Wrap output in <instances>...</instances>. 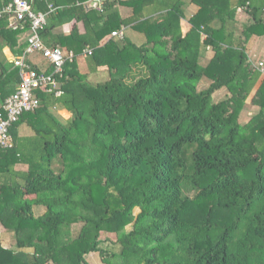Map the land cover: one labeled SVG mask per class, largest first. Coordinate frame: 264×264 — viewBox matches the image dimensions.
Returning <instances> with one entry per match:
<instances>
[{
    "label": "trees",
    "instance_id": "16d2710c",
    "mask_svg": "<svg viewBox=\"0 0 264 264\" xmlns=\"http://www.w3.org/2000/svg\"><path fill=\"white\" fill-rule=\"evenodd\" d=\"M53 1L31 2L45 12ZM193 1L199 9L186 32L181 0H103L99 14L86 11L85 0L66 8L86 32L64 46L72 43L76 54L91 48L88 70L106 65L109 78L91 85L75 62L66 63L62 94L37 93L38 108L23 114L35 117L14 124L24 118L34 133L17 136L12 128L14 147L0 149V223L17 248L0 246V264H86V254H106L102 227L118 233L127 224L116 241L121 264H264V117L246 132L238 107L210 102L238 82L245 99L260 78L247 65L245 42L264 34V0ZM117 4L131 14L120 18ZM238 7L252 23L239 24ZM7 19L0 18V38L15 44L19 27ZM122 27L136 36L100 44ZM52 28L39 32L47 47L61 44L48 41ZM203 46L215 49L206 67L198 63ZM205 76L210 83L198 89ZM19 81L18 69L0 58V108ZM258 96L262 113L264 81ZM51 107L71 116L54 117ZM20 162L27 170L15 168ZM246 169L249 175L240 173ZM79 222L73 242L59 246Z\"/></svg>",
    "mask_w": 264,
    "mask_h": 264
},
{
    "label": "built area",
    "instance_id": "2783aa9c",
    "mask_svg": "<svg viewBox=\"0 0 264 264\" xmlns=\"http://www.w3.org/2000/svg\"><path fill=\"white\" fill-rule=\"evenodd\" d=\"M100 3H92L93 7L101 8ZM241 8L238 7L239 11ZM55 10L52 3L48 2L47 11L36 10L30 0H9L0 9V18L8 15L7 26L13 29L27 25L29 34L26 37V46L22 53L12 58L13 66L18 69L20 81L17 89L10 94L0 108V149L14 147L12 128L19 118L26 112H33L39 106L40 99L37 93L62 94L60 78L66 63L73 61L76 54L72 51L65 52L59 47H47L41 37L40 30L46 25V16ZM111 37H123V27L112 31ZM92 50L86 47L80 56L91 54ZM31 54H37L46 60L49 70L33 69L29 60ZM262 63H259L261 68Z\"/></svg>",
    "mask_w": 264,
    "mask_h": 264
},
{
    "label": "crops",
    "instance_id": "0c3cea01",
    "mask_svg": "<svg viewBox=\"0 0 264 264\" xmlns=\"http://www.w3.org/2000/svg\"><path fill=\"white\" fill-rule=\"evenodd\" d=\"M4 1L5 0H0V4H3ZM102 1L103 0H85L84 5H85L86 11H89V10H95L96 11L97 10L96 14L97 13L99 14L98 11H101L100 10L101 8L98 9V7H93L90 5H92V3H96L98 6V3L102 4ZM236 1L237 0H229V2L232 5H235ZM53 2H55V6L52 4L55 7V10L49 12L46 16V25H51L53 27L51 29V34H50L51 36L49 37L48 41L49 42H53V41L57 42L58 40H60L61 44L57 43V45L54 47H59L60 49H62L65 52H68V51L74 52L73 51L74 47L72 46V43H69L66 46H64V43L67 40H72L73 43L77 42V41L81 42L82 38L86 32L85 25H84L83 21H81V20L77 21L74 17H72V15L70 13L65 11L66 8L71 7L73 4H75L74 2H72V0H54ZM76 3H78V2H76ZM179 8L182 11V15H183L181 18V21H180V25H181L182 30L184 32H186L191 27V25L189 23V18L192 17L198 11L199 5L197 3H195L193 0H181ZM116 9L118 10V14H119L118 16L120 18H123V17L130 15L132 12L131 7L119 5V4L116 5ZM51 15H55L56 17L51 19L50 18ZM235 17H236V19L240 25H249L250 23H252V19L250 18L248 13L243 8L240 9L238 11V13L236 12ZM97 20L95 21V23L93 21V23L98 24V25L102 23L101 22L102 19H100L98 21ZM7 22H9L8 19H7ZM13 30H17V28H15ZM18 31L19 32L15 38V44L11 43L12 44L11 45L9 42H5L2 38H0V41L2 43V46H1L2 48L0 51V58L1 59L7 60L8 62H12V58L17 55V53L19 52L21 47L25 48L26 37L29 34L28 28L25 29V28L19 26ZM132 34L133 35L130 34L132 37L135 36V33H132ZM100 44H101V41H100ZM73 45H75V44H73ZM75 46H77V45H75ZM251 50H253V51L257 50V52H259V51L264 52V34L252 35L245 42V53L248 55V53ZM76 56H80V53L76 54ZM76 56L73 59V61H71V62H73V64L75 62V59L77 58ZM248 57L251 58L250 55H248ZM28 58L33 63L40 66V68L48 66L46 60L42 59L41 56H39L37 54H31ZM84 60H85V58L83 56H81V58L76 62V69L78 70V72H82V61L84 62ZM258 60L259 61H257L258 63H257L255 68L259 69L261 71V76L258 79V81L256 82L252 91L254 89L255 90L259 89V87L262 85V83L264 81V60L262 58H259ZM71 62H68V63H71ZM260 62L262 63L261 68H259ZM66 77H67V75L65 74V70H64L62 77L60 78V86H61L62 91L64 90V88H63L64 81L66 79H68ZM49 112L52 113V115L54 117H66L65 119H68L71 116V112H69L65 108H53V107H51L49 109ZM256 112H258V111H256ZM22 117H35V116H33V114H32V115H26V116L23 115ZM13 130L17 136H29V135H32L34 133L33 130L31 129L29 123L24 118H23V120L19 121V123H17V125L13 128ZM15 168L21 169V170H27L28 165L26 163L20 162V163H17L15 165ZM0 198H1V196H0ZM9 232H10V230L6 229L0 223V246L3 248H7V249L17 250V248L15 246L14 238H9V236L6 234V233L9 234ZM11 233H12V231H11Z\"/></svg>",
    "mask_w": 264,
    "mask_h": 264
},
{
    "label": "rangeland",
    "instance_id": "374dc122",
    "mask_svg": "<svg viewBox=\"0 0 264 264\" xmlns=\"http://www.w3.org/2000/svg\"><path fill=\"white\" fill-rule=\"evenodd\" d=\"M238 13V10H236ZM102 22V21H101ZM132 28H124L123 33L125 34H131L132 35ZM239 31L238 28L236 30ZM136 36V35H135ZM133 36V37H135ZM204 35H202V38ZM141 38V37H140ZM109 39H111L110 34H107L104 36L101 40V45L105 44ZM239 40V38H236ZM116 44L121 45L122 41L119 37H112V39ZM139 42V40H136ZM235 44L238 45V41L235 40ZM253 49V48H252ZM200 56L198 59V63L200 67H206V65L209 63L211 58H213L215 54V49L210 46H203L200 50ZM247 55V54H246ZM248 55L251 56L248 57ZM247 55V65L248 67L255 68L257 65V61H259V58H262L264 60V52H257L251 50ZM75 63L81 58V56H76ZM248 68V69H249ZM81 75H84L82 77L83 81H86L87 83L93 85L97 82L104 81L109 78V71L106 65L100 66L97 71L91 73L88 70L87 60L85 58L84 62L82 61V72H79ZM246 71L243 72V77L245 76ZM211 78L209 77H203L202 80L198 84V89H202L207 87V85L210 83ZM241 83H234L232 86L228 87H222L221 89L215 91L210 98V102H216L220 100H225L226 105L228 107H238V109L233 108L237 112L238 115V122L239 124L246 130V132H249L250 129H253L254 125L256 124L257 117H264V112L260 113L261 105L259 104V96H258V89L253 90L245 99H242L243 96V90L241 89ZM238 104L240 106H238ZM258 111V112H256ZM260 113V114H259ZM258 115V116H257ZM59 119H65L66 117H58ZM256 129V127H254ZM259 143V140L257 141ZM241 174L249 175L250 173L248 170H241ZM43 211V207H35V213L39 214ZM139 211L138 208H134V214H136ZM82 227V222H79L77 224H73L68 232H63L58 239V245L60 246H66L73 242L74 238L77 236V233L79 232L80 228ZM131 224H127L124 226V228L118 232V233H111L108 232L106 227L101 228V234L100 239L101 247L107 248L105 256L102 258L97 252H90L84 256L86 264H121L120 258L118 256V244L117 240L123 235L124 232L128 231L131 228ZM11 231L6 233L9 238H14L13 232ZM15 240V239H14ZM25 252H31L33 251V248H23Z\"/></svg>",
    "mask_w": 264,
    "mask_h": 264
}]
</instances>
